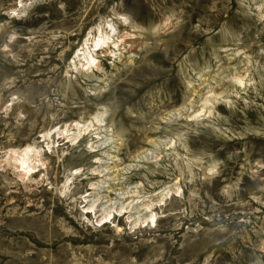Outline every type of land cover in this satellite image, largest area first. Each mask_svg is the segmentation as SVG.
<instances>
[{"label":"rangeland","instance_id":"1","mask_svg":"<svg viewBox=\"0 0 264 264\" xmlns=\"http://www.w3.org/2000/svg\"><path fill=\"white\" fill-rule=\"evenodd\" d=\"M0 264H264V0H0Z\"/></svg>","mask_w":264,"mask_h":264},{"label":"bare ground","instance_id":"2","mask_svg":"<svg viewBox=\"0 0 264 264\" xmlns=\"http://www.w3.org/2000/svg\"><path fill=\"white\" fill-rule=\"evenodd\" d=\"M115 24L112 22H109V23H107L106 26L98 27V31L96 30L97 31L96 35L92 34L91 32L88 33L89 35H88V37H86L87 40H86L83 48H81L80 52L76 55L77 58H79L83 61L85 59L86 63H85V65H83V67H87L88 71H89V68H91V67H95V66L99 67L100 61L97 60V58H98L97 52H99V51H96L98 49L95 50L94 46H97V44H100L103 41L104 46H107L108 50H109V48H112L114 46L121 47V46H123L126 39L129 38L128 36L131 35L130 33L128 34V31H126L125 34H122L121 31L119 30V28L116 27ZM128 24L126 23L125 27H127L126 25H128ZM130 37H132V35ZM108 43H110V44H108ZM89 44H91V46H89ZM101 45H102V43H101ZM114 51L113 50L110 51L108 56L112 57L113 55H115ZM82 55H85V58L83 57V59H82ZM83 64H84V62H83ZM76 125H79V123L76 122ZM11 152L18 153V155H17L18 157L17 158L14 157L15 158L14 160H16L17 163H19V167L21 169H23V171L26 174H29L31 172L33 173V171H37V168H39V166L41 165V163H40L41 160H39L40 152H39V150L36 149V147H34L32 145H28L27 147L23 148L22 150H12ZM174 190H175V193L173 192L172 189H170V190L164 189L159 194V197L157 199L148 201V203L143 204L142 207L139 206L140 208H139V210H137L136 213H133V215L128 216V218L130 219L129 221L134 222L135 226L143 225L146 227L150 226V227L156 228L158 226V216L154 210L156 209V207L164 205L166 203V199L169 198L173 193L178 195L180 190H182V188L181 189L175 188ZM93 206L87 207V210L85 212L86 213L95 212L96 210H94ZM132 209L133 208L131 207V205L125 206V204H123L121 206V208H117L116 211L109 210L108 212L103 213L100 216L98 215L99 214L98 211H96L95 216H97L99 218L97 220V221H99V224L104 225V223L105 224L108 223V220H110L112 222V220L116 216H124V215H126L127 212L128 213L135 212V211H132ZM134 214H136V215H134Z\"/></svg>","mask_w":264,"mask_h":264}]
</instances>
